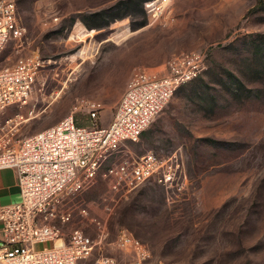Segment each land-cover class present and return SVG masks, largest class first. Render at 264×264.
<instances>
[{
    "label": "rangeland",
    "instance_id": "1",
    "mask_svg": "<svg viewBox=\"0 0 264 264\" xmlns=\"http://www.w3.org/2000/svg\"><path fill=\"white\" fill-rule=\"evenodd\" d=\"M2 1V0H0ZM26 28L0 52V67L38 56L44 62L18 135L28 137L73 115L91 125L82 100L102 109L107 126L137 70L161 74L171 56L198 51L205 69L180 86L139 141L134 156L175 154L186 180L166 190L153 179L126 195L112 192L102 173L62 200L72 217L63 230L107 232L79 264L101 255L124 263L134 252L115 243L122 231L138 239L151 264H264V0H14ZM113 155L110 162L118 161ZM81 209L86 213L82 214Z\"/></svg>",
    "mask_w": 264,
    "mask_h": 264
},
{
    "label": "built area",
    "instance_id": "2",
    "mask_svg": "<svg viewBox=\"0 0 264 264\" xmlns=\"http://www.w3.org/2000/svg\"><path fill=\"white\" fill-rule=\"evenodd\" d=\"M169 0L151 4L152 21L163 14ZM26 28L17 18L14 0L0 1V52L10 41H20ZM206 56L198 51L181 52L165 62L161 74L135 71L117 102L110 123L97 125L102 105L82 100L91 125H77L73 115L28 137H20L23 123L36 117L34 109L6 116L7 109L28 106L33 84L44 67L38 56L18 59L0 67V169L16 172L20 200L0 207V264H79L106 238L104 224L96 221L94 238L80 228L67 235L63 227L72 214L62 200L82 190L102 173L109 189L126 195L153 179L166 190L182 189L186 173L179 158H161L154 153L134 156L128 144L137 143L176 90L197 78L205 69ZM118 161L110 162L113 155ZM80 212L85 214V209ZM130 250L136 259L121 263L111 256H99L93 264H151L142 243L122 231L115 243Z\"/></svg>",
    "mask_w": 264,
    "mask_h": 264
},
{
    "label": "crops",
    "instance_id": "3",
    "mask_svg": "<svg viewBox=\"0 0 264 264\" xmlns=\"http://www.w3.org/2000/svg\"><path fill=\"white\" fill-rule=\"evenodd\" d=\"M20 200V190L16 172L12 169H0V207Z\"/></svg>",
    "mask_w": 264,
    "mask_h": 264
},
{
    "label": "trees",
    "instance_id": "4",
    "mask_svg": "<svg viewBox=\"0 0 264 264\" xmlns=\"http://www.w3.org/2000/svg\"><path fill=\"white\" fill-rule=\"evenodd\" d=\"M257 5H258L257 8H260V7L262 6V2L258 0V1H257ZM75 121H76V120H75ZM76 124H77V122H76ZM77 125H79V124H77ZM142 135H143V134H142ZM142 135H141V136H142Z\"/></svg>",
    "mask_w": 264,
    "mask_h": 264
}]
</instances>
